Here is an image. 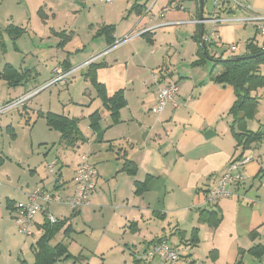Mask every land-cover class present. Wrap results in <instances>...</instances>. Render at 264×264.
Segmentation results:
<instances>
[{"label":"crops","instance_id":"1","mask_svg":"<svg viewBox=\"0 0 264 264\" xmlns=\"http://www.w3.org/2000/svg\"><path fill=\"white\" fill-rule=\"evenodd\" d=\"M171 1L0 0L2 54L9 50L7 36L15 35L19 39L26 32L32 36L31 51L55 49L63 52L56 56L53 64H46L44 68L37 64L41 71L35 64L44 61L42 57L35 60L36 67L33 65L25 70L23 60L13 63L6 57L7 62L0 73L5 65H11L24 77L11 86L0 76V85L4 82L9 88L16 89L22 86L26 92L1 94L0 103L44 87L57 67L58 73L69 72L63 83L67 85L71 80L69 77L79 67L71 52L86 54L81 64L89 57L105 52L95 60L100 64L95 71L96 79L104 86L107 97L122 91L125 105L118 112L117 122H113L109 111L102 107L87 78L81 90L87 97L80 96V92L75 96L72 91L69 96L68 92L58 89L48 102H44V97L35 106V115L42 120V114L50 112L77 118L78 126L84 120L88 126V115L95 110L101 112L100 131L89 129L87 135L81 130L85 140L77 142L69 157H63L74 159L72 180L82 154L89 156L96 170L95 189L89 195L90 205L71 210L70 216L66 217L73 228L69 238L75 243L70 253L78 251L75 255L89 261L88 264L95 254L101 259L118 260L120 264H168L159 258L149 260L144 257L151 242L163 238L174 247H187L181 254L184 260L178 263L180 257L174 264H264V255L257 258L249 252L256 245L264 247V126L258 118L264 107V89L252 91L258 98L254 115L258 128L246 123L247 129L261 131L263 139L242 152L236 146L230 128L233 117L229 109L235 99L233 88L214 82L210 71L206 74L202 70L204 63L194 64L198 59L197 37L201 39L202 26L207 31L205 24L196 22L204 15V5L200 0H190L193 1L191 12L185 4L183 8L173 7ZM254 5V9H261L264 1H256ZM160 12L163 16H159ZM160 23L164 24L153 27ZM10 25L24 31L8 32L6 28ZM104 25L112 26L114 42L125 35L136 34L109 50L108 36L105 32L98 33ZM183 28L186 35L183 40H178V30L182 32ZM16 42L13 41L12 48L19 52L22 43ZM235 51L233 55H243L246 47L240 53ZM86 67L83 65L79 70L82 72ZM32 71L36 72V77H32ZM260 72L263 74L262 70ZM152 74L156 78L153 79ZM167 82L178 84L175 99L179 107H167L161 114H154L152 108L156 104L158 87ZM31 83L33 86L28 87ZM57 84L42 88L31 98ZM21 106L25 110L20 112ZM21 106L17 112L27 114V105ZM9 112L0 113V130L2 122L6 121V130L17 135L13 119L7 115ZM45 125L44 132H57L60 138L57 130ZM36 139L30 143L19 142L20 149L12 152L15 155L6 152L0 156V179H5L6 183L4 187L0 185V264H34L33 246L44 233L47 221L44 212L37 213L30 226L31 235L35 234V237L29 239L14 221V204L24 201L37 186L51 193L64 187L59 181L64 165L60 158L56 160L58 172L52 183L53 189L49 190L44 184L40 186L43 179L37 167L38 159L32 156ZM39 141L50 142L45 136ZM59 141L62 143L61 139ZM247 153L254 159L242 169L244 179L228 187L233 195L208 201L210 188L227 164ZM127 161L130 172L125 168ZM12 164L18 167L13 168ZM23 176L27 177L23 179ZM74 187L75 184L66 193H71ZM50 205L48 211L54 216ZM212 209L220 216L217 224L205 220L204 211ZM79 216H83L82 230L76 232L79 236L73 240V224L78 223ZM59 233L58 239L64 237L62 230L57 231L48 241L50 246L61 242L51 243ZM59 262L53 264H70L63 260Z\"/></svg>","mask_w":264,"mask_h":264},{"label":"rangeland","instance_id":"2","mask_svg":"<svg viewBox=\"0 0 264 264\" xmlns=\"http://www.w3.org/2000/svg\"><path fill=\"white\" fill-rule=\"evenodd\" d=\"M249 5H251L252 7H254L255 2L259 1V0H247ZM264 1V0H263ZM183 4H185L184 6H186L187 8L189 7L190 11L193 12V10L191 9L193 1L190 0H184ZM203 12L204 15H202L203 17H208L211 13V5H212V0H203ZM263 5V4H262ZM258 9L257 12L264 14V7H261V9H259V7H257ZM227 10L223 11V16H228L230 18H234V19H239L241 16H244V13L241 9L237 8V10H235L234 12L231 13L230 12H226ZM198 17L200 16V10L198 8ZM33 22H35V18H33ZM239 22H228V23H223L222 25L218 26V35H219V39L218 40V45L219 48L216 49V54L220 55V53H222V58H225L229 55V51H228V47L230 45H236L237 49H236V53H240L241 51L244 50L245 46V42L249 39L254 38L255 40L260 41V36L256 33V28L254 27V25L252 23H247L245 25V27L240 26ZM205 29L209 30L211 29L210 24L209 23H205ZM185 29L183 28V31L180 32L178 30V40L180 39H184V36L186 35V32L184 31ZM24 38H26L27 40H24ZM13 41H17L16 43H18V45H20V43H22L20 45V51L19 52H15V50L12 48L13 45ZM21 41V42H20ZM32 36L29 35V33H24L19 39L15 37V35H11L9 38L7 36V43L9 44V50L7 53L2 54V51L0 49V70L1 67L3 66V64L5 62H7L6 57L9 59H12V62L16 63V62H20V61H24L26 66L23 67V69L25 70L26 68H32L31 66H33L35 64V60L36 59H40V57H42L44 59L43 60H39L36 61V66L39 67L38 70L41 71V67H45V65H49V64H53V62L55 61L56 56H60L63 54V52H57L55 49H53L52 51H44V52H33L31 51V49L33 48L32 45ZM208 53L209 55H214V49H212L211 47H207ZM65 53V52H64ZM74 58V63L75 64H79L78 68L76 69L77 72H75L74 74L71 75V77H69L71 80L67 85H63V82H58L57 85H53L48 87L46 90H44L43 92H41L40 95H38L37 97L34 98H30L28 99L25 104L27 105L26 107V111L27 114L25 112L19 113L17 112V109H12L10 110V112L7 114L8 117H12L13 119V127L15 130V134L14 135L12 132H9L8 130H6V121L2 122V130H0V156L2 154H7L6 152H9L11 154H13L12 152H15L16 150L18 151L20 149V144L19 142H24V143H30V141L33 140V138H38L36 139V141L33 142V149H34V154L32 155L34 157V159H38V163H37V167L39 168V174L43 179V183L40 184V186H42L43 184L45 186H47V188L49 190L53 189V180L55 178V175L57 174L58 170V163L56 162L57 159H61L62 162H64L63 165V175L62 177H60L59 181L61 183V186H64L63 188L61 187L56 193L60 194V195H66L68 193L67 190L71 189L74 186V181L71 179L72 176V171H73V165L75 164L74 159H64L63 157H69L70 154L73 152V148H68L65 147L63 143H61L59 140V134L57 132L51 131V132H44V128H46V125L44 123V120H42L41 118H38L35 115V107L36 105L39 104V101L41 99H44V97H46L44 99V102H48V99L51 98L53 95H56V92L58 89H61L64 92H68V95H71V91L73 95H77L78 92H80V96L82 95L84 98L87 97V94H82L83 91H81L84 87H83V81L84 79H86L83 75V73L85 72V69L81 72L79 69H81L83 67L84 64H81L80 62L85 60V56L86 54H81L80 52H71ZM215 54V55H216ZM89 56H87L88 58ZM216 58V56H214ZM86 58V59H87ZM90 58V57H89ZM88 58V59H89ZM87 61V60H86ZM84 61V62H86ZM83 62V63H84ZM212 61L211 60H207L206 63H204L202 70L205 71L206 74H208V72L211 70L212 68ZM37 64H40V66H38ZM34 65V66H35ZM35 66V67H36ZM217 70L214 69V72ZM263 71L264 74V65H261L260 67V71ZM49 71V68L47 69V73ZM32 77H36V72L32 71ZM55 75L52 74V77H54ZM31 80V79H30ZM30 80L25 83L28 84L30 82ZM2 81V80H1ZM0 81V83H1ZM90 82V81H89ZM34 83H31L28 85V87L33 86ZM63 85V86H61ZM68 88V89H66ZM51 91V92H50ZM19 92H23L25 93L26 91L22 90V86L19 89L16 88H9L4 82L2 83V85H0V95H7L9 94H18ZM264 105V102L263 104ZM25 110V107L21 106L19 108V111H23ZM263 110L264 107H261V114L258 118H260V122L263 123L264 126V115H263ZM13 115V116H12ZM249 122H247V124H250L251 126H254L255 128H258L259 123L257 121V119H254V117L252 119L247 120ZM87 125V121L84 120L80 123V130H83V132L85 134H87V130L89 131V126ZM52 133V134H49ZM88 135V134H87ZM17 136V138L15 137ZM43 136L47 137L50 142L46 143L45 142H41L39 141L40 138H42ZM60 142V143H59ZM18 144V145H17ZM15 155V154H13ZM49 165L53 166L52 168L49 167ZM13 168H17L18 166H15L14 164L10 165ZM59 169V168H58ZM56 173V174H55ZM23 174V172H22ZM24 175V174H23ZM27 176H23L22 178L25 179ZM22 179V180H23ZM5 179H0V185H2L1 187H4V185L6 183ZM7 187V186H5ZM90 205V204H89ZM86 205V206H89ZM50 212L54 213V216L57 217L58 219H63L66 217L70 216L71 213V209L64 204H58V203H51L50 205ZM40 215V214H39ZM83 219V216H79L76 220L78 221L77 224H73V227L75 229V232L72 233V237L74 238L73 240L76 239L75 236H79V234H76V232L82 230V224L81 220ZM29 230L32 234L31 228L29 227ZM105 231V229H103ZM24 235L26 237H28L29 239H33L35 237L34 235ZM61 233H59L57 235V237L53 238L51 240V243H56L58 241H63L67 248L68 251H71V246H75V243L71 240V238H62V239H58V236ZM23 235V234H22ZM91 245L89 246H93L92 242H90ZM94 248V247H93ZM73 252V251H72ZM78 251H75L73 254H77ZM98 255V254H95ZM95 258H93V260L90 261V264H120V261L118 260H113L110 259L109 257L105 259H101V256L98 257L95 256ZM92 256V255H91ZM184 260V258L181 257V259L178 261V263L182 262ZM74 261V262H73ZM59 262V261H58ZM63 262H69L70 264H85V263H89V261L84 259H79V260H74V259H67L66 261L63 260ZM61 263V262H59ZM169 264V263H168Z\"/></svg>","mask_w":264,"mask_h":264},{"label":"trees","instance_id":"3","mask_svg":"<svg viewBox=\"0 0 264 264\" xmlns=\"http://www.w3.org/2000/svg\"><path fill=\"white\" fill-rule=\"evenodd\" d=\"M201 4L203 5V1ZM138 7L142 6L139 5ZM39 14L41 16L43 15L41 11ZM112 30L113 28L111 25H104L98 30V33L105 32L108 36V45H111L114 42V39L111 37ZM6 31L23 32L24 30L23 28L10 25L6 28ZM259 42L260 41L255 40L254 38L249 39L246 42L245 54L222 58L220 56L221 53L220 55L216 54V49L219 48L218 45H209L204 42L205 46L203 47L202 40L200 37H197L198 59L194 64L199 65L205 63L207 60H211L213 63L210 70V78L222 86L226 85L233 88L235 99L229 109V113H231L233 117L230 128L236 146L240 147L242 152L250 149L252 144L259 143L263 139L261 131L249 130L246 126L247 120L254 117L258 104V98L252 94V91H255L258 88L264 89V75L260 72L261 65H264V49L259 47ZM207 47L214 49V55H209ZM214 56H216V58ZM86 65L87 67L83 73L84 77L87 78L95 88L96 95L101 101L102 107L109 111L113 122H117L118 112L120 108L125 105L122 91H117L111 97H107L104 86L99 84L96 79L95 71L100 64L93 61ZM216 68L217 70L214 72V69ZM0 76L6 80L5 82L7 85L14 86L22 80L24 74L17 72L11 65H5ZM42 117L49 128L55 129L60 133V139L65 147L73 148L77 142L85 140V137L78 126L79 120L77 118H69L67 116L57 115L50 112L42 114ZM87 119L89 122V128L94 132H99L101 112L95 110L88 115ZM240 155H238L237 158H239ZM129 164V161L125 163V168L128 172H130V169L127 168ZM201 212L203 213V211ZM204 212L206 214L204 216L206 217L205 220H211L213 221V224L219 222L220 216L217 213V210H205ZM44 228V233L33 246L34 264H53L55 261L59 260L81 259L78 258V256L71 254L63 241L58 242L53 246H50L48 243L51 236L59 230H62L64 238H69L73 228L67 223L66 218L56 219L53 223L47 220L44 224ZM162 240L166 239L156 238L151 243H157ZM249 252L257 258H261L264 255V247L256 245L249 249Z\"/></svg>","mask_w":264,"mask_h":264},{"label":"built area","instance_id":"4","mask_svg":"<svg viewBox=\"0 0 264 264\" xmlns=\"http://www.w3.org/2000/svg\"><path fill=\"white\" fill-rule=\"evenodd\" d=\"M101 3H111L113 0H99ZM184 0H172L173 7L183 8ZM241 9L244 16L239 19H232L228 16H223V11L232 12ZM159 16H163V12L159 13ZM239 22L240 26H245L247 23H252L256 28V33L260 36L259 47L264 49V14L257 12L247 0H212L211 13L208 17H202L196 21L204 25L209 23L211 29L205 31L201 39L209 45H218L219 35L217 27L223 23ZM164 23L154 25L153 27L162 26ZM134 34L125 35L122 39L116 40L109 50L125 41H128ZM139 34V33H137ZM219 46V45H218ZM236 45H230L228 47L229 56H233ZM105 52L97 53L91 56L84 65L93 62L100 58ZM222 57V53L220 55ZM58 67L54 68V77L49 81L46 86L55 84L60 81H65L67 74L58 73ZM152 78H156L155 74H152ZM40 89L30 91L29 93L17 98H12L6 102L0 103V113L17 109L21 105L34 96ZM179 92V87L176 82H167L166 84L159 86L157 90L156 104L152 108L154 114H161V112L167 108H178L179 103L176 101V96ZM254 157L247 153L241 157L230 161L225 167L224 171L217 177L216 182L210 188L207 195L208 201L217 200L220 197H229L233 195V192L229 190V186L232 184H238L244 179L243 168L245 165L252 161ZM49 167H51L49 165ZM96 170L94 165L89 161V156L86 154L80 155L79 162L74 172L73 181L75 184L74 190L66 195H60L57 193H51L43 188L37 186L31 192L28 193L27 198L24 201H18L14 204V221L18 226V229L24 235L31 234L29 227L33 223L34 217L39 212L46 214L47 220L51 223L56 221V218L49 213L48 206L51 203H60L67 205L71 210L80 209L81 207L89 204V195L94 191L96 185ZM187 250V247L177 248L170 245L166 240H162L157 243H153L146 252L144 257L146 259L159 258L161 261L174 264L181 254Z\"/></svg>","mask_w":264,"mask_h":264},{"label":"water","instance_id":"5","mask_svg":"<svg viewBox=\"0 0 264 264\" xmlns=\"http://www.w3.org/2000/svg\"><path fill=\"white\" fill-rule=\"evenodd\" d=\"M201 2L203 1V0H200ZM205 31H204V27L202 26V33H201V37H202V35H203V33H204ZM202 40V39H201ZM202 45H203V47L205 46V44H204V41L202 40ZM206 136V135H205Z\"/></svg>","mask_w":264,"mask_h":264}]
</instances>
